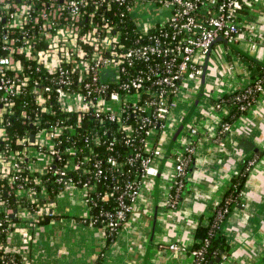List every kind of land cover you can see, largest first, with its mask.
<instances>
[{
	"label": "built area",
	"instance_id": "1",
	"mask_svg": "<svg viewBox=\"0 0 264 264\" xmlns=\"http://www.w3.org/2000/svg\"><path fill=\"white\" fill-rule=\"evenodd\" d=\"M261 1L263 0H138L139 4L135 5L136 11L132 13V6L129 3L132 4L133 0H0V101L9 100L20 86L25 85L17 69L19 55H25L31 61L45 65L49 77L48 85L42 90L48 95L53 91L66 112L107 113L112 121L123 114L125 104L142 110L143 107L140 105L142 93L138 90L153 81L157 89L154 93L149 92L151 98L147 103L153 109L152 115L140 119V127L145 129L143 142L146 154L140 161L141 181L133 185L128 184L126 190L116 198L117 206L114 210L103 215L104 227L111 233H117L121 223L134 214L143 182L146 179H155L158 175L155 162L160 157V152L156 148H150L148 141L151 137L157 136L158 130L162 135L166 125L170 110L164 101L165 95L168 92L178 94L180 83L185 77L202 76L203 61L217 41L222 40L226 45H235L242 31L239 23L241 12L245 6ZM114 5L131 12L139 35L138 46L125 48L118 45L117 39L111 36L109 31H104L105 25L81 34L79 23L84 18L86 9H91L87 13L93 18L100 8L106 12L112 10ZM148 6H151V9L147 10ZM148 11L151 12L153 21L145 20ZM100 30L105 33L101 35ZM63 41L69 42L70 45L61 47L60 43ZM39 43L46 44V48L43 49L45 52L37 50ZM81 45L86 51L83 52ZM255 46L256 44L253 45L254 48ZM69 53L81 58L76 66L77 83L83 82L84 93L69 90L75 81L62 66L71 61ZM136 61L147 64V68L140 70L126 82L118 83L120 73L133 66ZM107 71L112 77L109 83H118L117 90L108 92L109 83L100 81V77ZM50 74L56 75L53 88L50 87ZM251 84L252 82L240 90L242 93L235 98L242 111L248 109V101L252 96H259L264 91L261 81L255 82L254 86ZM35 87L31 90L33 95L37 94L39 85L36 83ZM120 90L124 91L123 97ZM35 102L37 106L43 107L46 100ZM111 106H116L118 111L114 112ZM45 112L50 114V110ZM1 116L0 110V145H3L8 140L5 135L8 122L2 121ZM30 125L34 130L21 138L24 154L18 160L12 150L0 149V179L17 181L19 179L17 174L22 171V161L28 162L29 170L36 175H44L50 169L53 159L60 156L54 146L61 134V128H50V124L47 123L41 127L38 118L30 121ZM230 127L229 123L221 124L217 135L218 144L223 145L221 135L225 136ZM127 134L131 135L132 131H128ZM192 134L195 135L196 131L193 130ZM194 152L192 146L174 157L175 177L167 201L168 207L172 209L177 205L180 193L185 187L186 169ZM64 153L71 158L63 170L57 171L59 182L66 179L67 172L76 168L73 149H66ZM43 160L46 162L42 166ZM109 163L112 171H117L118 164L113 159H109ZM252 164V161L248 162V167L250 168ZM95 168L97 169L95 175L100 178L98 166L95 165ZM34 180L40 184L39 178ZM68 187H74L70 180ZM79 190L86 206L87 184ZM17 193L29 195L30 192L20 185ZM44 193L42 190V194ZM103 199L106 200L107 196ZM125 199L129 203H126ZM3 205V201H0V212H5L12 218L17 217L20 221L22 214L31 216L32 223H37L41 215L53 214L50 208H44L37 215H30L27 212H13L5 209ZM225 212L226 210L219 211L216 217L222 219ZM12 227L13 224L11 230ZM167 249L172 252L179 251L176 244L169 245ZM191 256L192 264H201L203 260L201 251H192ZM228 258V255L223 256L221 261Z\"/></svg>",
	"mask_w": 264,
	"mask_h": 264
},
{
	"label": "crops",
	"instance_id": "2",
	"mask_svg": "<svg viewBox=\"0 0 264 264\" xmlns=\"http://www.w3.org/2000/svg\"><path fill=\"white\" fill-rule=\"evenodd\" d=\"M239 23L237 43L214 44L203 61L202 76L181 81L162 135L148 141L160 152L155 162L158 177L143 182L135 212L113 243L106 244L103 230L75 223L73 218H87L88 211L81 190L67 187L51 207L64 218L37 225L22 214L8 234L7 251L21 256L22 264H143L155 217L147 264H192L189 251L196 228L213 215L242 164L252 161L242 200L222 226L230 250L220 264H264V91L232 123L223 145L217 135L229 110L213 105L244 89L259 74L257 67L264 65V0L243 10ZM192 146L195 152L186 169L185 188L172 209L167 201L175 177L174 157ZM171 244L179 251L167 249Z\"/></svg>",
	"mask_w": 264,
	"mask_h": 264
},
{
	"label": "trees",
	"instance_id": "3",
	"mask_svg": "<svg viewBox=\"0 0 264 264\" xmlns=\"http://www.w3.org/2000/svg\"><path fill=\"white\" fill-rule=\"evenodd\" d=\"M138 0H133L132 13H135L138 5ZM256 4L245 6L244 10L251 9ZM95 15L89 17L87 12L91 9H86L84 18L79 23L81 34L86 33L89 29L94 27H103L104 31L110 32L111 36L117 39V44L125 48H133L138 46L137 40L139 35L135 27L134 20L131 18V12L126 11L123 7L112 6V10L104 12L102 9ZM100 30L101 35L105 32ZM68 46L69 42H61L60 46ZM38 51L45 52L46 44H37ZM83 52V45H81ZM59 56V54H58ZM57 56V57H58ZM71 61L62 64L63 69L69 72L71 79L75 83L70 87L72 92H82L83 82L77 83V62L81 59L69 53ZM62 60V59H61ZM65 61V59H63ZM19 62L17 69L23 78L25 85L20 86L16 93L7 101H0V110L2 111L1 120L8 122L5 135L8 140L3 145H0L1 150H12L16 154L18 160L24 153L21 138L24 135L32 132L33 126L30 121L36 118L42 124H50V128H61V134L56 139L54 149L58 153V158H54L50 169L44 175H36L28 168V162L22 161V171L17 174L19 179L17 181L11 179H0V201H3L5 209L18 212H27L30 215H37L44 208H50L56 203L57 196L65 188L68 187V180L78 189H83L87 184L88 196L86 199V206L88 209L87 218H73L75 222L82 225H91L104 231L106 235V244L110 245L114 242L116 235L121 227L127 223L124 221L118 228L117 233H111L107 227H104L105 219L103 215L111 212L117 206L116 198L121 195L128 184L133 185L141 181V164L140 161L146 154L144 153V138L145 129L140 127V119L150 117L153 109L147 103L150 101V93H154L157 89L152 82L143 85L138 92L142 93L141 106L142 110L135 109L129 104L123 105V114L114 121L110 120L109 114L97 113L89 111L87 113L66 112L59 104L54 93L49 95L43 92L42 88L48 85L47 68L39 62L27 59L25 55L17 56ZM147 64L136 61L131 67L120 73L118 83L126 82L131 77L138 74L140 70H145ZM259 74L251 80V86L255 82L261 81L264 85V68L257 67ZM110 72H105L100 77L101 82H110ZM56 75L50 74V87L53 88V82ZM114 79V78H113ZM156 79V78H154ZM153 79V80H154ZM38 84L37 94L31 93L35 89V84ZM118 83H109V90H117ZM124 94V91L120 90ZM242 92L225 95L222 98L213 102L216 106H225L229 111L227 116L222 120L221 124L232 123L240 116L247 113V110L257 100L258 96H252L247 105V110H240L239 104H236L235 98ZM108 94V93H107ZM177 96L171 93L165 95L169 110L172 107L174 98ZM36 100H46L43 107L36 104ZM45 110H50L47 114ZM219 126V131L221 128ZM132 131L128 135V131ZM161 135L158 130L157 137ZM224 135H221L223 138ZM73 149V160L76 165L75 170L66 173V179L59 182V175L57 171L63 170L64 166L71 158L66 155V149ZM44 152V151H43ZM109 159H113L118 164L117 171H112ZM133 160V162H131ZM131 162V163H130ZM248 162L242 164L241 169L230 180L229 185L223 193L222 199L218 207L214 210L213 215L207 219L206 223L198 225L194 233V244L189 251H201L203 260L201 264H220L223 256L229 254V245L225 235L222 233V226L227 215L235 204L242 200V192L248 175ZM101 172L100 178L96 177L97 169ZM36 178H39L40 184L35 183ZM26 189L29 195H18L17 190L19 186ZM185 188V187H184ZM42 190L45 191L42 194ZM184 190V189H183ZM107 196L104 200L103 197ZM181 195L178 199V202ZM129 203L127 199L124 200ZM222 219H218L216 215L219 211H224ZM60 217L53 214L41 215L38 217L37 225H47L49 223L61 220ZM20 222L17 217L6 215L5 212H0V264H21L22 258L18 254L7 251V238L11 230L12 224ZM219 260V263L216 261Z\"/></svg>",
	"mask_w": 264,
	"mask_h": 264
},
{
	"label": "water",
	"instance_id": "4",
	"mask_svg": "<svg viewBox=\"0 0 264 264\" xmlns=\"http://www.w3.org/2000/svg\"><path fill=\"white\" fill-rule=\"evenodd\" d=\"M217 42H222V43H225L224 41L222 40H219ZM229 47H232L233 45H228ZM263 68H264V65H262ZM33 139V137H32ZM158 177V175H157ZM155 210H156V207H155ZM155 216V215H154ZM154 225H155V217L154 219L152 220V229H151V238H150V243H149V247H148V250H147V253L145 254V257H144V261H143V264H147V260H148V256H149V250L152 246V235H153V230H154ZM216 263H219V260L216 261Z\"/></svg>",
	"mask_w": 264,
	"mask_h": 264
},
{
	"label": "rangeland",
	"instance_id": "5",
	"mask_svg": "<svg viewBox=\"0 0 264 264\" xmlns=\"http://www.w3.org/2000/svg\"><path fill=\"white\" fill-rule=\"evenodd\" d=\"M146 9H147V10L151 9V6L146 7ZM145 20L153 21V17H152V15H151V12H150V11H148V15L146 16ZM65 219H66V218H65ZM75 223H76V222H75ZM76 224H80V223H76ZM80 225H82V224H80Z\"/></svg>",
	"mask_w": 264,
	"mask_h": 264
}]
</instances>
